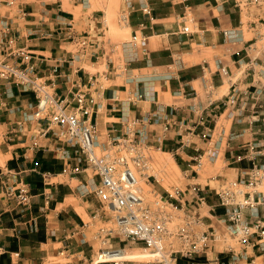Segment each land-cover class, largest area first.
<instances>
[{"label":"crops","instance_id":"0c3cea01","mask_svg":"<svg viewBox=\"0 0 264 264\" xmlns=\"http://www.w3.org/2000/svg\"><path fill=\"white\" fill-rule=\"evenodd\" d=\"M132 3L134 10L129 13L126 25L131 38L136 36L133 43L132 40L121 42L99 36L105 19L101 10L83 13L80 19H76L73 12L61 7L44 8L30 12L23 22L19 19L17 30L22 44L46 58L41 65L45 72L56 65L57 58L63 53L61 49L79 57L71 66L79 76L95 74L91 69H97L105 62V82L109 84L105 86V82L102 83L107 91L97 117L101 141L119 135L118 131L112 133L111 129H121L122 116L144 115L157 106L193 111L189 127L198 124L202 113L205 117L219 120L225 117V127L220 132L215 129L211 141L201 139L204 131L200 125L197 128L202 132L194 135H186L182 130L163 134L159 126H153L150 129L155 135L152 134L150 140L178 156L176 165L189 174L194 172V158L213 149L217 159L211 164L214 169L218 161L222 165L215 180L222 183L225 179H239L252 165L248 160L237 162L235 157L246 153L247 146L255 143L264 154V92L258 98L254 94L264 91L262 37L247 38L252 23L243 22L237 0H132ZM142 5L150 7V17L141 12ZM99 13L104 16H99ZM69 26L77 34H87L89 45L85 51L69 50L72 46L69 43L60 47L54 31L58 28L66 30ZM185 27L189 28L188 33L183 31ZM246 27L249 31L245 30ZM41 30L49 34L46 39L40 37ZM117 62L123 63V67L118 68ZM58 82L57 93L66 95L71 84L62 79ZM128 92L143 94L145 99H133V94L131 98ZM113 95L119 97L120 104L111 100ZM131 99L135 104L130 102ZM27 100H34L31 93L22 94L16 87L8 88L0 83V115L6 129L14 118L9 109L19 101ZM210 102L214 103L211 108ZM255 120L259 122L251 125ZM185 138L196 141V146H186ZM214 143L215 149L212 147ZM8 146L10 157L5 167L25 172V181L31 185L34 196L32 214L38 217V231L19 235L18 231H23L24 226L6 213L0 204V264H36L39 252L49 242L71 250L82 246L83 238L89 241L90 225L73 204H67V199L74 197L77 204L85 208L89 218H93L97 203L82 202L74 192L86 176L71 180L62 175V162L48 151L33 152L27 149L26 144L17 142ZM34 169L38 171L32 172ZM38 172L56 175L50 181L54 201L46 212H43L44 182ZM218 177L222 179L218 180ZM59 178L63 180L54 181ZM199 180V175L193 177V184L208 191ZM210 193L213 195L207 196L208 205L216 207L217 215H223L224 210L218 207L215 192ZM212 217L206 219L208 226H214ZM85 225H89L88 229ZM219 257V263L208 264L228 263L227 256ZM192 263L201 264L202 260L199 258Z\"/></svg>","mask_w":264,"mask_h":264},{"label":"built area","instance_id":"2783aa9c","mask_svg":"<svg viewBox=\"0 0 264 264\" xmlns=\"http://www.w3.org/2000/svg\"><path fill=\"white\" fill-rule=\"evenodd\" d=\"M133 10L132 0H123L120 22L126 25L128 15ZM140 10L144 15L151 16L148 5L140 6ZM20 15L19 19L25 21L30 13L21 11ZM141 26L144 27L143 24ZM183 31L188 33L189 28L185 27ZM54 34L60 47L69 43L76 48L77 53L85 51L89 45L87 35L77 34L71 30V26L66 30L58 28ZM48 35L46 31H40L41 38L46 39ZM134 41L136 36L132 43ZM61 50L63 53L57 58L56 65L45 72L41 70V65L46 58L21 43L17 23L0 21V83L8 88L16 87L22 94L31 93L34 97V100L19 101L9 109L14 118L7 124L6 140L9 143L26 144L27 149L33 152L52 153L56 160L62 162L61 174L71 180L86 176L75 187V195L82 202L97 203L92 220L115 226L101 228L93 237V240L106 246L102 254L125 251L119 248L121 244L134 248L144 246L155 252L158 264H180L181 258L193 264L202 257L211 262L210 252L214 243L235 240L241 249L236 252L229 247L224 251L230 254L226 264L248 260L250 252L264 256V192L260 189L264 184V160L261 161L264 154L258 144H249L246 153L234 159L237 162L250 161L252 166L247 172L237 180H223L219 189H215L218 207L223 208V215H217L216 207L208 205L207 192L198 185L190 186V198L180 201V209L166 199L167 206L182 216H175L165 210H152L146 204L143 189L139 185V178L147 182L151 178L146 151L150 146H155L150 140V136L155 133L150 128L159 126L163 134L186 131L193 111L183 112L175 107L157 106L144 115L122 116L119 123L121 129H111L112 133L118 131L119 135L101 141L97 117L101 102L105 100L107 88L102 83L107 80V73L79 76L78 71L73 72L71 69L73 61L79 57L73 52ZM60 79L71 84L64 96L57 93ZM263 92H255V98L262 96ZM128 94L130 97L133 94V99H145L143 94ZM133 99L130 102L135 104ZM111 100L121 103L117 95H113ZM213 105L210 102L209 108ZM213 122V117H205L202 113L198 124L188 128V134H196L197 126L200 125L204 129L202 138L211 141L216 127L212 128ZM258 122L252 121L251 125ZM216 159L217 154L211 149L199 154L194 158V173L198 175L206 162L213 163ZM38 173L44 182L43 212H46L54 201L50 181L56 175ZM33 198L24 171L7 167L0 169V204L6 213L24 226L23 231H18L19 235L38 231V217L32 214ZM156 198L164 200L159 194H156ZM209 216L223 225L224 233L206 224ZM85 227L88 229L89 225ZM88 243L86 238L81 240L82 245ZM214 262L219 263L220 257L216 256ZM124 263L103 259L100 264Z\"/></svg>","mask_w":264,"mask_h":264},{"label":"rangeland","instance_id":"374dc122","mask_svg":"<svg viewBox=\"0 0 264 264\" xmlns=\"http://www.w3.org/2000/svg\"><path fill=\"white\" fill-rule=\"evenodd\" d=\"M237 1L239 2L241 12L243 13V22L252 23L250 31L248 27L245 28L246 31H249L247 38L250 39L255 35H258L262 37L264 42V0ZM122 5L123 0H0V21H13L18 24L21 11L30 13L32 11L51 7H61L64 10L71 11L75 14L76 19H80L83 16V13L88 12L90 14L101 10L105 14V19H103L104 28H102V25L100 26L99 36L106 37L107 39H112L114 41L128 42L132 40L129 34V28L119 20ZM103 13H99V16L103 17ZM100 20H102V18ZM69 50L76 51V48L74 46H69ZM119 62H117V66H119L118 68H122L124 64ZM106 70L107 68L105 62L101 67L91 69L93 73H96L97 71L103 73ZM120 71L121 69H119L118 73H120ZM103 82H105V80ZM108 84V82H105V86H108ZM225 121V117L221 118V120L215 118V122L212 123V128L214 129L216 125L215 129L217 132L222 131L225 127ZM186 128L187 129L184 132L187 135V133H189L187 130L188 128H191V126L189 127L187 125ZM202 131H204V129ZM202 131L197 128L196 134H200ZM6 133L7 129L3 125V119L0 115V167H5L6 162L10 157V155L7 154L9 142L6 140ZM201 137H203V134ZM207 140H209V138ZM185 144L186 146H196V141H193L191 138H185ZM150 147L151 148L147 149L146 154L149 162L148 174L151 175V178L149 182H147L144 178H139V185L143 189L146 204L149 205L152 210H165L175 216H182L181 213L177 212L172 207L167 206L165 201L166 199L170 200V203H174V205H177L180 209V201L187 200L189 198L188 190L190 189V186L197 185L193 184V177H198V175L200 177L199 182H201L204 186H207V190L209 189L208 191L205 190L207 192V196L213 195L210 192H215V189H219L221 182L216 181L215 177H217L222 166L220 161H218L215 169L213 164L206 162L204 168L198 171V175L194 172L189 174L186 172V169H179L175 163V159L179 157L170 154L167 148H160L156 145V143L155 146ZM212 147L215 149V143ZM220 179L222 178L218 177V180ZM62 180L63 178H59L54 181L58 182ZM198 187L201 186L198 185ZM260 189L264 192V184ZM156 194L162 195L164 200L156 198ZM170 195L172 197H170ZM76 201L77 200L74 197H69L67 199V204H73L77 212L83 217L84 221L90 225L91 228L88 235L89 243L79 246L78 248L72 247L71 250H65V248L61 245L49 242V244L47 246H43L39 252L40 258L36 264H94L96 261L98 262V260L106 258V256L102 254V249L106 246H103L100 241L93 240V237L99 229L104 227L114 228L115 226L113 224H103L98 220H92L86 214L85 208L77 204ZM213 221L214 226L217 227L220 232L224 233L225 229L223 225L214 219ZM114 246L115 248L117 247L116 244H114ZM120 247L125 249L124 253L127 255L155 254V252L147 250L144 246L134 248L131 246L124 247V244H121L119 245V248ZM229 247H232L236 252L241 249V246L235 240H228L227 243H214L212 252H210L211 262H208L206 258L202 257L201 264L213 263L216 256H227L226 258L230 259V254L223 253ZM101 254L102 256H100ZM250 256L251 257L248 258V260H242L237 264H264V256H261L260 254L254 255L253 253H251ZM157 260L158 258L155 256L132 261L124 260L122 262H125L124 264H158ZM180 264H188V260L181 258Z\"/></svg>","mask_w":264,"mask_h":264},{"label":"bare ground","instance_id":"6f19581e","mask_svg":"<svg viewBox=\"0 0 264 264\" xmlns=\"http://www.w3.org/2000/svg\"><path fill=\"white\" fill-rule=\"evenodd\" d=\"M125 251L121 250V251H117V252H113V253H107L105 254L107 261H115V262H122L124 260H138V259H144V258H149V257H155V254H143V255H139V254H133V255H127L124 253ZM102 260H98V262L96 261V263H101Z\"/></svg>","mask_w":264,"mask_h":264}]
</instances>
